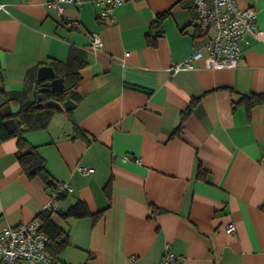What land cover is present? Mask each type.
<instances>
[{
	"label": "crops",
	"instance_id": "1",
	"mask_svg": "<svg viewBox=\"0 0 264 264\" xmlns=\"http://www.w3.org/2000/svg\"><path fill=\"white\" fill-rule=\"evenodd\" d=\"M54 1L0 0V106L1 88L26 90L34 100L31 68L84 52L75 109L53 110L45 129L24 134L52 181L72 189L59 211L77 200L93 214L104 211L97 220L54 215L69 231L59 260L161 264L169 244L181 264H264V105L250 113L236 106L243 94L264 93V36L237 68L215 70L204 51L208 38L181 0H126L112 23L98 21L97 0L64 4L62 16ZM235 1L254 8L264 29V0ZM169 10L158 36L152 23ZM67 18L79 29L69 31ZM92 32L100 35L99 50L89 47ZM198 50L194 70L171 72ZM17 151L16 137L0 140V230L32 221L51 196L41 179L26 177ZM79 166L94 171L84 175Z\"/></svg>",
	"mask_w": 264,
	"mask_h": 264
},
{
	"label": "built area",
	"instance_id": "2",
	"mask_svg": "<svg viewBox=\"0 0 264 264\" xmlns=\"http://www.w3.org/2000/svg\"><path fill=\"white\" fill-rule=\"evenodd\" d=\"M126 0H97L100 7L97 19L102 23L114 21V9ZM196 13V22L201 33L208 38L204 51L207 52L212 69H235L244 56V51L253 42L264 36V29L256 25L257 12L254 8L241 9L235 0H192ZM82 0H56L51 6L59 16L63 15L64 4L80 5ZM0 4V8H3ZM65 26L69 31H76L80 23L67 18ZM89 47L93 50L102 48L99 33L90 34ZM203 57V51L194 52L184 62L174 65L170 70L177 73L182 70H194L195 61ZM78 171L84 175L93 173L92 168L79 166ZM72 192L67 183H59L51 191L49 203L45 210H57V197ZM43 222L36 217L28 223L8 226L0 230V264H64L53 260L48 252V236L42 231ZM226 231L234 233V223L227 225ZM169 244L165 245L161 264H181ZM131 264H137L134 258Z\"/></svg>",
	"mask_w": 264,
	"mask_h": 264
},
{
	"label": "trees",
	"instance_id": "3",
	"mask_svg": "<svg viewBox=\"0 0 264 264\" xmlns=\"http://www.w3.org/2000/svg\"><path fill=\"white\" fill-rule=\"evenodd\" d=\"M184 7H188L194 14L193 21H196V13L193 7L192 0H181L179 2ZM171 10L158 14L156 20L152 23V28L156 30L158 36L161 35V24L162 21L170 15ZM99 21V20H98ZM198 29V27H197ZM199 34L201 32L198 29ZM86 64V58L83 51L73 49L69 56V59L66 62H60L57 60H52L47 65L52 67L56 73V76L64 79V88L60 93H53L49 89H46L42 86V83L37 81L36 75L38 69L46 64H39L34 68H31L27 71V80H30L35 86V97L34 100H29L27 96V91H21L16 93L5 94L3 89L1 91L4 95V101L0 106V140H6L11 137L17 138V159L23 169L24 174L28 179L39 178L45 184L46 188L55 190L59 183H54L51 179L50 174L47 171L45 161L39 156L37 148L29 144L25 139V132L30 130H41L45 129L53 115V110L44 108L43 105L49 101H55L62 104L68 99H72L75 102H78V99L75 95V88L80 81V75L78 73L79 69ZM4 82L3 71L0 64V85L2 87ZM199 99H196L198 101ZM13 102L20 106L21 111L16 114H7L6 110L8 105ZM194 103V101H193ZM191 103L186 111L181 115V121L179 124L176 133H179L187 117L190 115ZM244 105L248 113L251 109L257 105H264V93L260 94H243L240 97V100L236 103V106ZM72 111L68 112L71 114ZM8 118H14L17 122V130L15 133H9L4 126V121ZM26 126L27 130L24 131L21 129L22 126ZM78 137H82L83 133L75 126ZM204 176L202 171H199V174ZM70 194V193H69ZM63 194L57 197V201H61L67 198L69 195ZM154 212V210H153ZM104 211L97 213H91L87 204L81 200H77L73 205H71L66 212L57 210L49 211L44 210L37 217L40 218L43 222L42 231L48 236L49 243L47 246V252L53 260H59L61 253L70 246L69 240V231L63 229L58 224L55 223L53 217L58 215L63 221L68 219H81L85 217H90L93 220H97L102 217Z\"/></svg>",
	"mask_w": 264,
	"mask_h": 264
},
{
	"label": "water",
	"instance_id": "4",
	"mask_svg": "<svg viewBox=\"0 0 264 264\" xmlns=\"http://www.w3.org/2000/svg\"><path fill=\"white\" fill-rule=\"evenodd\" d=\"M37 81L39 83H42V86L46 89H49L53 93H60L63 91L64 88V79L59 78L56 76L55 71L50 66H41L36 75ZM10 106V113L12 115H16L21 111V108L19 106H15L13 103L9 104ZM43 106L46 109L49 110H67L71 111L75 109L76 102L72 99H68L64 101L62 104L55 102V101H49L44 103ZM4 126L8 130L9 133H15L17 130V122L14 118H8L4 121ZM22 130L26 131L27 127L24 125L21 127Z\"/></svg>",
	"mask_w": 264,
	"mask_h": 264
}]
</instances>
